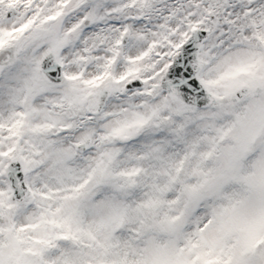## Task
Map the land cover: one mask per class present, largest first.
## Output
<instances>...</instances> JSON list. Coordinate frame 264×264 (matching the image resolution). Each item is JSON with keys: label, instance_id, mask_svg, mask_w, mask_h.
<instances>
[{"label": "snow or ice", "instance_id": "obj_1", "mask_svg": "<svg viewBox=\"0 0 264 264\" xmlns=\"http://www.w3.org/2000/svg\"><path fill=\"white\" fill-rule=\"evenodd\" d=\"M0 264H264V0H0Z\"/></svg>", "mask_w": 264, "mask_h": 264}]
</instances>
